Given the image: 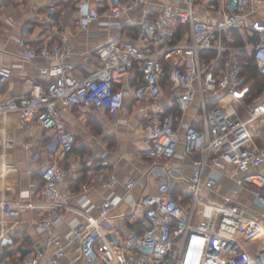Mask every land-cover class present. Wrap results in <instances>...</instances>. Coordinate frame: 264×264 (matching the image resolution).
Instances as JSON below:
<instances>
[{"label":"built area","instance_id":"obj_1","mask_svg":"<svg viewBox=\"0 0 264 264\" xmlns=\"http://www.w3.org/2000/svg\"><path fill=\"white\" fill-rule=\"evenodd\" d=\"M147 1L77 2L78 23L84 28L98 22V8L105 7L109 18L100 23L111 25L110 19L140 9ZM207 3L202 11L197 0H167L153 15L140 9L135 39L98 46L94 50L98 66L81 77L73 72L67 37L42 39L25 49L22 60L41 58L45 63L37 73L46 84L35 82L20 95L0 98V114L16 113L21 125L35 123L50 131L47 150L65 156L72 153L75 141L62 110L86 106L115 118L127 97L147 102L150 109L139 155L150 160L156 189L147 192L146 181L129 178L124 183L127 190L141 189L136 199L111 195L90 206L95 215L83 212L82 220L56 236L53 231L64 219L62 189L79 165L76 161L43 165L39 195L44 211L36 227L47 233L44 245L51 250L47 255H24L17 264H59L69 247L75 251L74 264H264V148L251 133V123L264 118V92L247 103L253 81L242 68L251 59L264 75V0ZM48 5L50 16L56 12V0ZM11 74V67L0 59V90ZM164 89L167 106H175L178 114L161 104ZM194 102L193 121H185ZM188 157L191 175L183 172ZM175 158L182 163L173 164ZM100 164L108 162L102 159ZM222 175L231 177L233 184L218 202L212 201L205 194L213 192ZM114 183V176L98 180L102 188ZM81 188L86 191L88 183ZM177 191L183 198L176 197ZM245 192L260 211L244 202ZM124 199L138 214L140 227L121 236L115 234L114 220L124 210L112 211ZM0 212L17 215L5 201L0 202ZM5 232L3 228L1 242L10 241Z\"/></svg>","mask_w":264,"mask_h":264},{"label":"crops","instance_id":"obj_2","mask_svg":"<svg viewBox=\"0 0 264 264\" xmlns=\"http://www.w3.org/2000/svg\"><path fill=\"white\" fill-rule=\"evenodd\" d=\"M49 1L0 0V59L3 65L12 69L11 77L1 87L0 98L20 95L35 82L43 86L46 84V80L41 79L37 73V67L45 65L42 59H21L23 52L31 44L42 39L57 41L60 37H67L72 50L73 72L81 77L98 66L94 55L98 46L109 40L121 42L135 39V21L140 9L153 15L167 2L148 0L140 9L130 11L116 20L110 19L111 25L107 26L100 21L108 20V11L105 7H99V21L82 28L78 23L76 3H92L93 0H56V12L50 16L47 14ZM207 1L197 0L201 11L204 6H208L205 5L208 4ZM164 65L167 66L166 61ZM136 76L133 73V83ZM166 91L164 89L160 102L168 110L171 106H167ZM143 107L145 111L142 110ZM148 107L147 102L140 104L127 97L115 118L106 111L86 106H70L62 110L61 116L67 128L73 132L75 141L72 153L65 156L58 151L54 153L47 150L46 144L52 136L50 131L35 123L21 125L16 113L0 114V202L5 201L17 210L14 217L2 216L0 212V233L4 228V235L10 238L7 242L0 240V264H17L24 255H47L51 250L44 245L47 233L39 232L36 227L44 211L40 207L44 202L39 195L42 186L40 168L47 163L56 161L67 166L76 161L79 165L75 173L67 176L62 189L65 195V204L62 206L64 219L53 231L56 236L68 231L75 220H82L83 212L95 215L90 206L111 195L136 199L141 189L135 186L127 190L124 183L129 178L143 179L146 181L145 191H155L156 181L149 173L150 160L139 155ZM196 107V102L191 104L184 114L185 121H193L192 115ZM258 122L251 123V133L254 142L264 148V118ZM8 139L13 141H6ZM194 158L196 156L192 159ZM102 159L107 160L106 166H101ZM192 159H185L183 172L186 175L192 174ZM88 161H91L90 165L87 164ZM172 163L181 164L182 161L175 158ZM261 168L264 171V165ZM110 176H114L115 183L111 187H100L98 180L108 179ZM83 183H88L86 191H82ZM232 184L231 177L222 175L213 192L205 195L218 202L220 194L228 193ZM179 185H184V182H179ZM180 196L183 198V194L177 191L176 197ZM242 196L246 204L257 211L261 210L253 205L248 193H242ZM121 210H124V214L115 218L114 225L115 234L123 236L131 229H138L140 222L138 214L130 210L127 199L120 202L112 213L118 214ZM74 257L75 251L73 247H69L59 264H74Z\"/></svg>","mask_w":264,"mask_h":264},{"label":"trees","instance_id":"obj_3","mask_svg":"<svg viewBox=\"0 0 264 264\" xmlns=\"http://www.w3.org/2000/svg\"><path fill=\"white\" fill-rule=\"evenodd\" d=\"M53 17L55 18L56 14ZM234 36L236 37L237 41L240 44H242V41H240L241 38L239 36V33L234 32ZM166 67L167 66H164L165 69H166ZM242 68H243V73L246 76L247 80L253 81V83L250 87V98L254 99L255 97H257V95L259 93H261L260 91L263 89L264 75H261L258 72L255 64L252 62L251 59L246 60V63L244 64V66H242ZM167 111L173 112L175 115L178 114V110L176 109L175 106H171Z\"/></svg>","mask_w":264,"mask_h":264},{"label":"rangeland","instance_id":"obj_4","mask_svg":"<svg viewBox=\"0 0 264 264\" xmlns=\"http://www.w3.org/2000/svg\"><path fill=\"white\" fill-rule=\"evenodd\" d=\"M263 85H264V83H263ZM264 92V86H263V89L260 91V92ZM260 94V93H259ZM259 94L257 95V97L259 96ZM256 98V97H255ZM251 100H252V98H248V101H247V103H250L251 102ZM237 112H238V114L241 116V117H243V109L242 108H238L237 109ZM258 122V121H257ZM259 123V122H258ZM6 141H13V140H6Z\"/></svg>","mask_w":264,"mask_h":264}]
</instances>
